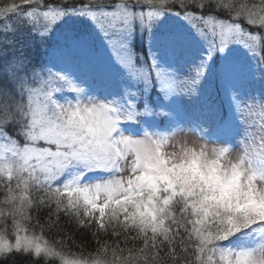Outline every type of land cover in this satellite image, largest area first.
<instances>
[{
	"label": "snow or ice",
	"instance_id": "obj_1",
	"mask_svg": "<svg viewBox=\"0 0 264 264\" xmlns=\"http://www.w3.org/2000/svg\"><path fill=\"white\" fill-rule=\"evenodd\" d=\"M0 264H264V0H0Z\"/></svg>",
	"mask_w": 264,
	"mask_h": 264
}]
</instances>
